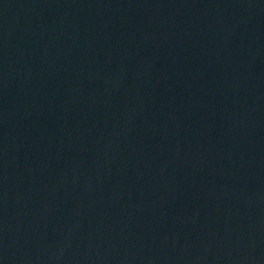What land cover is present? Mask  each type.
Masks as SVG:
<instances>
[{
	"label": "water",
	"instance_id": "water-1",
	"mask_svg": "<svg viewBox=\"0 0 264 264\" xmlns=\"http://www.w3.org/2000/svg\"><path fill=\"white\" fill-rule=\"evenodd\" d=\"M0 264H264V0H0Z\"/></svg>",
	"mask_w": 264,
	"mask_h": 264
}]
</instances>
